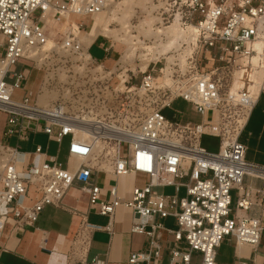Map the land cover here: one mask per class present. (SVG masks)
<instances>
[{"label":"built area","instance_id":"1","mask_svg":"<svg viewBox=\"0 0 264 264\" xmlns=\"http://www.w3.org/2000/svg\"><path fill=\"white\" fill-rule=\"evenodd\" d=\"M106 7L107 0H0V237L7 226H34L46 205L65 207L77 183L89 210L108 216L110 224L118 207L132 211V231L146 236L147 247L131 253V264H161L164 248L169 264H218L217 249L230 236L256 246L264 237V165L246 159L239 136L264 92V0H164L157 11L159 30L174 25L187 35L169 54L159 52L138 84L123 79L111 90L105 83L127 49L117 40L115 57L114 39L106 36L105 57L95 58L80 36L86 23L72 19L94 17ZM59 19L69 30L46 49V22ZM108 60L114 61L111 70ZM56 62H73L77 73L94 74L90 89L82 91L97 95L94 116L79 112L75 100L68 104L70 87L55 83L48 68ZM33 64L48 70L36 91L27 86ZM177 99L200 121L167 118L163 111ZM79 122L87 123L91 136L81 135ZM38 133L59 145L69 136L68 161L77 163L63 166L40 144L24 150L20 143L34 142ZM203 135L219 138V149L204 148ZM101 172H142L150 180L124 200L116 185L98 182ZM80 215L77 235L84 247L89 232L102 227ZM168 217L176 229L164 226ZM164 230L172 237L167 246L161 242Z\"/></svg>","mask_w":264,"mask_h":264},{"label":"crops","instance_id":"2","mask_svg":"<svg viewBox=\"0 0 264 264\" xmlns=\"http://www.w3.org/2000/svg\"><path fill=\"white\" fill-rule=\"evenodd\" d=\"M92 18L72 17L76 23L83 21L90 24ZM93 29L97 30V33L92 35L88 42L84 41L86 34H90ZM99 32L100 27L97 25L84 31V34L81 35L83 42L89 47V51L97 43L102 50V45L107 44L106 35ZM118 42L117 40L113 42L115 57L116 52L121 48ZM35 73H38L36 69L32 71L27 85L32 91L37 90L39 83L36 81L37 74ZM257 103L258 101L239 136V140L247 146L246 159L264 165V111L259 120L251 121ZM190 109L193 111L191 106ZM244 132L246 134L241 139ZM37 135L46 137L45 144L36 142ZM37 135L34 142H21V147L24 150L32 151L36 144H40L46 149L47 156L56 155L63 166L67 167L69 163L72 168L77 163L75 160L68 161L70 137L68 139L65 137L59 145L54 139L49 140L44 133ZM10 141L14 143L11 144ZM7 142L11 145L17 143L15 138H10ZM51 144H53V152H50ZM61 157L64 161L60 160ZM149 180V175L142 172L119 176L109 172L98 174V182L105 188L110 184L116 185L118 195L124 200H130L133 189L144 187ZM246 181L250 182L249 179ZM253 182L256 185L260 183L259 181ZM64 203L65 207L46 205L34 226L26 227L21 231L7 226L0 237V264H131L129 263L131 253L146 249V236L132 231L133 213L130 209L123 206L118 207L110 224L108 216L89 210L87 197L81 192L77 183L66 195ZM83 212L86 213L89 223L102 227L89 232L84 247L80 245L77 235L82 220L80 213ZM162 222L167 229H176V223L172 217H168ZM109 225L110 229L107 228ZM170 239H172L171 235L164 230L161 238L163 246H167ZM199 258L198 254L193 255L194 261H198ZM216 261L218 264H264V237L256 246L237 243L234 236L227 237L217 249ZM159 262L169 264V256L165 248Z\"/></svg>","mask_w":264,"mask_h":264},{"label":"rangeland","instance_id":"3","mask_svg":"<svg viewBox=\"0 0 264 264\" xmlns=\"http://www.w3.org/2000/svg\"><path fill=\"white\" fill-rule=\"evenodd\" d=\"M163 2L164 0H107V7L92 18L93 20L91 24L88 22L86 23L85 28L81 29L80 36L84 34V30L87 31L89 28L97 25L101 28L107 23L108 27L112 29V33L109 32L110 34H107V36L111 39L121 41L123 43L122 47L127 49L121 58V60L125 62L121 61V63L119 62L118 65L115 66L113 60L107 61V65L110 70L115 66L110 78L108 77V83H105L108 89L111 90L112 88L119 87V84L123 81V79H129L131 82L130 84H138L143 75L141 71L149 70L151 67L150 65L153 63L151 61L157 60V56L162 47L161 44L166 42L163 41L160 43L156 37L159 32L158 30L161 29L158 23L159 15L157 11ZM59 20L58 22H54L52 20L46 22L47 38L49 41V43H47L49 45L46 46V49L52 46L51 44H59L69 30L68 23H65L66 21L64 20ZM149 20H152L151 30L147 27V23V26L144 24V21ZM90 53L97 59H102L104 57V51L100 48L99 43L91 48ZM160 53L164 55L163 52ZM55 55L57 56V54ZM32 67L39 73H35L37 74V82L40 81L44 72L48 71L45 66L40 67V65L33 64ZM58 67L60 69H58ZM48 68L51 72H54L55 83L59 82L62 85L63 82H67L64 84V87H70L71 94L70 96L68 95L66 99L67 102H69L68 104L75 100L74 106H82V108L78 110L79 112H81V110L84 112L91 110L94 116L98 109V105H96L97 95L93 93L84 94L82 92L83 89H90L89 82H91L94 74L92 72H88L84 75L77 73L79 67H77L76 63L73 62H69L65 65V67L61 62H56L54 65L51 64ZM64 71L65 73L62 75V72ZM132 73H134L135 76L132 75ZM57 74L61 75V77L59 78ZM127 74H130L132 78H130ZM54 97V94L49 96L51 99ZM259 97V100L257 99L258 103L256 108L252 114V122L259 120L264 111V92L259 95ZM51 99H49V101ZM43 103H47V101H44ZM92 107H94L93 110L91 109ZM179 112H182L183 114H180ZM163 113L167 118L174 121H190L196 123L201 119V116L198 113L191 111L190 105L182 99L175 100L171 107L165 109ZM104 118H106L105 115ZM246 132L243 133L241 139L244 138ZM68 137L69 136H67L66 139H68ZM45 141V136L37 135V143L45 144ZM10 143L13 144L14 142L10 141ZM219 143V138L211 135H203L201 139L202 146L213 152L219 149ZM50 152H53V144H51ZM60 160L64 161L63 157H61ZM155 188L158 191H164L166 193L173 192L172 187ZM234 193L235 192L232 191L233 196L235 195ZM181 194L184 195V192L182 191ZM168 225L173 226L172 224ZM79 242L81 245V241Z\"/></svg>","mask_w":264,"mask_h":264},{"label":"bare ground","instance_id":"4","mask_svg":"<svg viewBox=\"0 0 264 264\" xmlns=\"http://www.w3.org/2000/svg\"><path fill=\"white\" fill-rule=\"evenodd\" d=\"M146 23L148 24V26H147ZM144 24H146V26L149 27L150 30H151L152 20L144 21ZM111 30L112 29L110 27H108L107 23L105 25H103V27L100 28V32L102 34H106V36H107V34H110L109 32L112 33ZM147 30H149V29H147ZM187 30L191 31V28H189ZM158 31L159 32L157 33V36H156L158 39L160 38L161 35H165L167 37L166 42L161 44L162 47L160 49V52H163L164 55L169 54L170 51L174 47H177L179 45V40L181 38H183L185 35H187V33H188V32H185L184 30L179 29L178 27H176L174 25L173 26H169L166 29L158 30ZM96 33H97V30L93 29V31L90 34H88V35L86 34L85 39H83V40L88 42L89 39H91L92 35H95ZM47 43H49L48 40H47ZM47 43H46V46L49 45ZM123 62H125V61H123ZM93 121H94L93 118H89L88 122H93ZM86 124L87 123H85V122H79V123H77V126H79L81 128V133H82L81 135H83V136H91L92 134H91L90 130L83 127Z\"/></svg>","mask_w":264,"mask_h":264}]
</instances>
